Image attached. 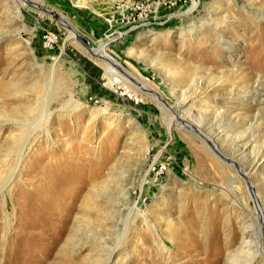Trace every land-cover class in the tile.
I'll list each match as a JSON object with an SVG mask.
<instances>
[{
	"label": "rangeland",
	"instance_id": "374dc122",
	"mask_svg": "<svg viewBox=\"0 0 264 264\" xmlns=\"http://www.w3.org/2000/svg\"><path fill=\"white\" fill-rule=\"evenodd\" d=\"M32 1L0 0V264H104L113 247L111 264H264V0ZM149 19L105 50L169 104L195 96L186 115L66 42Z\"/></svg>",
	"mask_w": 264,
	"mask_h": 264
},
{
	"label": "bare ground",
	"instance_id": "6f19581e",
	"mask_svg": "<svg viewBox=\"0 0 264 264\" xmlns=\"http://www.w3.org/2000/svg\"><path fill=\"white\" fill-rule=\"evenodd\" d=\"M27 3H29V4H31V5H33V7H37V10H44L43 9V7L41 6V4L38 2V1H32V0H25ZM131 1V0H130ZM202 3H205V0H200ZM201 2H200V4H201ZM196 4H198V0H195L194 1V3H193V6L192 7H194ZM22 5H24V3L22 4ZM208 6V5H207ZM128 8H127V10L126 11H123V12H121L120 13V16H121V18L123 19V20H125V22H126V20H128V19H131L129 16H128V14H129V12H128ZM195 10V9H194ZM189 11V10H188ZM188 14V13H187ZM192 15V14H191ZM104 17V16H103ZM105 18V20H106V22L107 21H109L110 22V26L111 27H114V25H113V21H111V20H109L108 19V17H104ZM133 18V17H132ZM172 19V18H171ZM166 19V22H168L169 20L172 22L174 19ZM159 20V19H158ZM169 21V22H170ZM154 22V19L153 20H151V19H149V20H146L144 23L143 22H134V24H132L131 26H127L125 29H121V31L120 30H115V32H114V34H110L108 37V39L107 40H103V42L100 44H96V43H94V44H96L95 46H91L90 44H89V42H88V40L84 37V36H82V35H80L79 33H77L76 32V30L74 29V28H72V31L70 32V34L69 35H71V37H68L67 39H66V42L68 41V39L69 38H77L78 40H83V41H85V43H86V45H87V47H86V49H87V51H88V55H89V58H88V61H90V62H96V61H102V62H105V63H108L110 66L108 67V69H110L109 71H108V73L109 74H113V73H115V71H116V69H119L122 73H124L125 75H128V76H130V80H128L129 82H131V84H135V82L136 83H138V89L139 90H144V91H147V94L148 93H150V95L155 99V97L157 98L156 100H158V102L160 103L161 102V104H163V107H164V109H167V108H174V114L175 113H181V114H183V115H186L187 113H190V111H189V109L188 110H183L185 107H187L188 105H190V104H192V103H194V97H186L185 99H181V100H179V101H177V103H176V106H173V105H171V104H169V102L166 100V97H165V95L164 94H160V93H157L155 90H154V86L151 84V83H149L148 82V80L147 79H145V78H143V77H141V76H139L138 74H136L135 73V76H134V74L126 67V66H124L122 63H121V61L116 57V56H114L112 53H111V51H108V50H105V48L112 42V40H121L122 38V36H123V34L125 33V30H127V28H136V30L134 31V33L136 32V31H139V30H141L142 28H144L145 26H148V25H150V24H152ZM158 23H160V24H162V22H159L158 21ZM203 26H205V22H203L202 23V27ZM71 29V28H70ZM113 38V39H112ZM121 44H119L118 46H120ZM128 48L129 47H125L124 48V52H126L127 53V55H135V53L136 54H145V50L144 49H140V50H138V49H136V48H132L131 50H128ZM85 52V51H84ZM87 53V52H86ZM93 56V57H92ZM150 56V55H149ZM87 59V58H86ZM85 60V59H84ZM86 62V61H85ZM96 64V63H95ZM91 65V64H90ZM89 65V66H90ZM119 70H117V71H119ZM116 73H115V76L114 75H112L113 76V78H114V83L115 84H118L119 82H121L120 80H121V78H116ZM122 75V74H121ZM123 78V77H122ZM127 78V77H126ZM108 80V79H107ZM123 82V81H122ZM119 85H120V83H119ZM118 85V86H119ZM109 86V85H108ZM128 87V86H127ZM120 88V87H119ZM108 89L110 90V91H108L109 93H111V95H113V96H119L120 97V95H122V94H120L119 93V89H116L115 90V87H114V85H112L111 84V86H109L108 87ZM123 93V92H122ZM127 97V96H126ZM189 102H191V103H189ZM123 111V110H122ZM178 116V115H177ZM179 118H180V116H178ZM182 120V119H181ZM183 121V120H182ZM175 123L176 124H179L178 122H176L175 121ZM174 123V124H175ZM183 123L185 124L184 126L185 127H183V128H185V129H189V130H191V131H197L198 129L196 128V127H194L192 124H189L188 122H185V121H183ZM196 125V124H195ZM199 132V131H198ZM216 143V142H215ZM161 154H162V152L161 153H159L158 155H157V157L155 158V160H154V165L156 166L154 169H150V170H146L145 172H146V174H145V177H144V180H143V182H142V184H141V186H142V188H143V185L147 182V180H149V178H151L153 175H154V171L157 169V167L159 166V162H162V161H164L163 159H162V161H161V158H160V156H161ZM19 156H21V157H24V154L22 153V151L20 152V154H19ZM163 158V157H162ZM19 162V164H18V167H17V169L15 170V172H13L12 173V176H15V174H16V172H17V170L19 171V169H20V162H21V160L20 161H18ZM230 162V161H229ZM233 165V169L234 170H237L238 171V173H240V174H242V176L241 177H243L244 178V180H245V182H246V185L248 186L247 188H248V190H250V191H254L253 193H251V192H249L250 194H253V195H255L256 197H257V195H256V191H255V189L253 188V187H251V186H253L252 185V181H251V178H250V176H247L245 173H243V170L241 169V166L239 167V165L238 164H236V163H234V162H231ZM261 166V165H260ZM259 166V167H260ZM254 167H255V164H254V166L252 167V169H254ZM256 169H257V167H256ZM157 175V174H156ZM244 175H246V176H244ZM233 178H234V176H233ZM242 179V178H241ZM154 180V179H153ZM152 182V181H151ZM154 182V181H153ZM157 183V182H156ZM240 184V183H239ZM250 184H251V186H250ZM150 188V187H149ZM148 188V189H149ZM141 189V188H140ZM144 189H145V187H144ZM147 190V189H146ZM148 191V190H147ZM139 192V191H138ZM148 194V193H147ZM142 195V194H141ZM145 196V195H144ZM141 199V198H140ZM142 200V199H141ZM255 200H258V197L257 198H255ZM140 203V202H139ZM257 203V202H256ZM137 206H140V204H135V208L133 209H131V211L133 212V211H135V209L137 208ZM261 209H263V208H261ZM263 211H264V209H263ZM138 212V211H137ZM129 224L127 225L126 224V227H125V236L126 235H128V233H129ZM252 235L253 234H251V232H250V235L248 236L247 235V237H244V239H243V244H244V246L246 247V248H248V250H247V252H245V258H246V261H245V263H249L250 261H253L254 259H256V255L255 254H251V252H249V250H251L252 251V246H253V240L251 239V238H253L252 237ZM260 235V234H259ZM258 235V236H259ZM247 238H249V239H247ZM262 238V237H261ZM262 241V240H261ZM263 243V242H262ZM116 251V247H113L112 249H111V253H110V256H109V258L107 259V261L106 262H104V264H111V261H112V256H113V253Z\"/></svg>",
	"mask_w": 264,
	"mask_h": 264
},
{
	"label": "built area",
	"instance_id": "2783aa9c",
	"mask_svg": "<svg viewBox=\"0 0 264 264\" xmlns=\"http://www.w3.org/2000/svg\"><path fill=\"white\" fill-rule=\"evenodd\" d=\"M45 38H46V40H48V42H47L48 44L56 41V39H55L54 37H52V36H51L50 39H49V38L45 35Z\"/></svg>",
	"mask_w": 264,
	"mask_h": 264
},
{
	"label": "water",
	"instance_id": "95a60500",
	"mask_svg": "<svg viewBox=\"0 0 264 264\" xmlns=\"http://www.w3.org/2000/svg\"><path fill=\"white\" fill-rule=\"evenodd\" d=\"M64 24V23H63Z\"/></svg>",
	"mask_w": 264,
	"mask_h": 264
}]
</instances>
